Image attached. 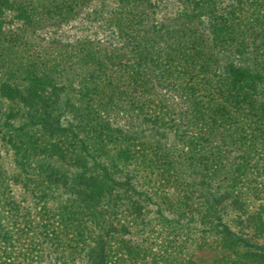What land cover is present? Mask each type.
<instances>
[{
  "label": "rangeland",
  "instance_id": "obj_1",
  "mask_svg": "<svg viewBox=\"0 0 264 264\" xmlns=\"http://www.w3.org/2000/svg\"><path fill=\"white\" fill-rule=\"evenodd\" d=\"M0 84V264H264V0H0Z\"/></svg>",
  "mask_w": 264,
  "mask_h": 264
},
{
  "label": "trees",
  "instance_id": "obj_2",
  "mask_svg": "<svg viewBox=\"0 0 264 264\" xmlns=\"http://www.w3.org/2000/svg\"><path fill=\"white\" fill-rule=\"evenodd\" d=\"M26 80H28L26 82V85L27 86H26V88H23L22 92H20V90H17V89H10V88H8L9 85L0 84V94L1 93L2 94H7V93L10 92V93H13V95H16V93H18V92L23 93V94H25V93L26 94H29L28 92H30L33 97H37L38 95H36V92H31V90L35 88L36 91H37V94L38 93H46L48 95H51V96L55 97V94H54V91L53 90L52 91H49V90L46 91V90H43L42 89V84L40 83V81L38 79H36L35 76H31V77L27 78ZM50 86H52V85H50ZM53 89L56 90V88H53ZM10 95H12V94H10ZM38 123H39V126L43 129V125L45 124L44 120H42V121L39 120ZM50 125H51V128L49 127ZM49 126H48L47 130L45 129V132L46 131H49L50 132L49 134H52L53 133V132L51 133V131H54V130L57 131V130H59L58 124H55L54 122L53 123L51 122L49 124Z\"/></svg>",
  "mask_w": 264,
  "mask_h": 264
}]
</instances>
